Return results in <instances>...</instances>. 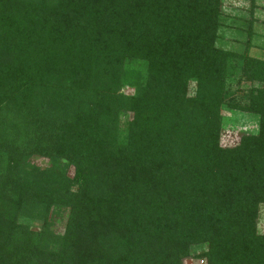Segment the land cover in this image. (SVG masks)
I'll return each instance as SVG.
<instances>
[{
  "label": "trees",
  "instance_id": "16d2710c",
  "mask_svg": "<svg viewBox=\"0 0 264 264\" xmlns=\"http://www.w3.org/2000/svg\"><path fill=\"white\" fill-rule=\"evenodd\" d=\"M221 7L0 0V264H264V59ZM222 108L256 132L222 145Z\"/></svg>",
  "mask_w": 264,
  "mask_h": 264
},
{
  "label": "rangeland",
  "instance_id": "374dc122",
  "mask_svg": "<svg viewBox=\"0 0 264 264\" xmlns=\"http://www.w3.org/2000/svg\"><path fill=\"white\" fill-rule=\"evenodd\" d=\"M222 3V20L223 27L219 35L220 39L216 41V46L229 51L242 53L246 44L248 46V55L250 57H258L264 59V0H255V9L252 11V16L249 15V5L242 0H221ZM252 21V35L247 39L246 31L247 23ZM237 76L226 81V100L241 101L243 92L248 87L247 83H237ZM131 90H123L125 94H131ZM191 93V91H190ZM220 114L223 118L221 130V144L230 146L236 143L237 138L241 134H253L257 128V117L252 114L235 112L222 108ZM37 163L41 166L45 162L38 160ZM70 169L68 175L71 176ZM63 219L56 221L54 230L61 231L63 226ZM21 223H25L21 220ZM32 229H37L36 224H30ZM257 233L264 234V204L258 206L257 212ZM206 249L205 245L196 246L192 248V254H199ZM199 258L185 260L183 264H200Z\"/></svg>",
  "mask_w": 264,
  "mask_h": 264
},
{
  "label": "built area",
  "instance_id": "2783aa9c",
  "mask_svg": "<svg viewBox=\"0 0 264 264\" xmlns=\"http://www.w3.org/2000/svg\"><path fill=\"white\" fill-rule=\"evenodd\" d=\"M199 263H200V264H203V262H202V261H199Z\"/></svg>",
  "mask_w": 264,
  "mask_h": 264
}]
</instances>
